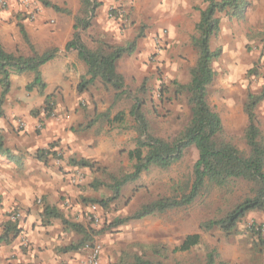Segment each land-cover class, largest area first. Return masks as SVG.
Listing matches in <instances>:
<instances>
[{"label":"crops","instance_id":"1","mask_svg":"<svg viewBox=\"0 0 264 264\" xmlns=\"http://www.w3.org/2000/svg\"><path fill=\"white\" fill-rule=\"evenodd\" d=\"M47 1L62 10H67L68 14L47 8L38 0H9L6 8H0V43L7 53H18L23 57H30L33 54L22 38L17 24L22 25L29 44L37 54L42 55L49 50H57L56 56L38 70L45 84L43 93L40 94L36 89L26 90V86L34 79L33 73L12 75L10 89L1 109L0 134L5 146L14 154L22 152L28 155L20 161L17 159L11 161L0 156L11 164L21 165L24 172L23 176L15 173L13 178L9 175L0 177V224L9 219V213L18 211L21 214V218L17 221L18 227L22 230L21 235L13 243L0 244V264H81L85 255L82 248L68 252H62L61 249L75 244L82 237L72 224L89 228L88 223H85L89 207L85 206L83 201L91 194L96 196V187L88 183L90 176L85 178V185L83 178L81 182L72 184L71 177L82 171L87 174L89 169L72 166L70 161L85 160L109 169L113 166L116 168L131 166V169L124 173L132 172L134 160L127 157L128 159H122L120 164L114 158L116 154L118 156L126 149L127 144L128 152L133 151L131 142L133 134L129 129L128 131L126 128L123 129L126 126L121 125L117 128L105 123L106 132L100 133L93 128L96 122L86 130L81 129L80 125L86 119L93 120L97 114L110 111L111 116L119 112L127 116L131 112L132 105L130 103L128 109L126 105L122 106L121 102L115 106L117 101H114V91L100 79H95L86 89L78 91L81 80H89L90 76L78 52L65 49L74 33L75 18L79 16L90 19L91 26L81 36L84 44L90 50H94L96 47L94 40L113 43V38L118 36L119 32L114 22L116 16L113 17V10L110 11L112 8L116 10L121 6L126 11H132L133 17L132 20L130 18V23L136 22L135 25H127L123 33V42H119L121 45L134 35L140 19L151 22L157 32L168 28L171 36H174L176 25L186 20L184 16L192 12L193 17L197 18L194 21L198 22L200 10L205 8L201 0H121L119 2L92 0L95 7L93 15L89 18L87 13L80 10V0ZM252 5V9L248 10L241 21L264 22V0H253ZM229 20L230 18L220 20L219 31L223 23ZM239 28L237 26L233 28L236 36H232L233 32L230 31L232 38L243 37L242 29ZM135 52L139 51L135 49L132 55L122 57L115 65L116 72L123 78L125 88L131 74L129 71L131 63L138 59V55L134 56ZM226 52L230 58L229 68L236 66V69L243 70L251 67L244 63V45L240 41L233 44L232 49ZM263 59L262 53L255 52L251 55V62L255 61L256 65L263 63ZM137 73L138 75L141 73L139 68ZM214 73L213 80L216 76L215 70ZM235 80L237 78L230 76L222 80L221 84L227 91H231ZM50 95H53L52 114L55 116L52 117L51 114L46 119L43 117L42 108L45 97ZM34 111L39 112L38 116L32 114ZM255 113L257 119L260 114L264 116V101L259 104ZM111 116L110 118L113 119ZM241 118L244 121L243 115ZM19 120L25 122V129L17 132L16 125ZM39 125L42 127L37 130ZM50 144H56L54 150L59 157L49 158L46 163L33 157L34 152L46 149ZM0 166L3 171L4 163ZM114 201L108 202L105 208L98 205L100 225L101 228L103 227L97 236L102 246L100 264H118L122 243H117V237L114 238L113 235L115 232L128 229L131 222L128 221L116 228L110 227L115 220L121 219L118 216V209L113 205ZM46 207L55 208L59 213L56 218L49 217V223H44L48 221L43 217ZM122 211L124 212L123 209Z\"/></svg>","mask_w":264,"mask_h":264},{"label":"rangeland","instance_id":"2","mask_svg":"<svg viewBox=\"0 0 264 264\" xmlns=\"http://www.w3.org/2000/svg\"><path fill=\"white\" fill-rule=\"evenodd\" d=\"M248 1L251 10L253 0ZM92 2L94 3V1ZM116 9H118L119 14L116 15L114 22L119 33L117 37H112L113 43L106 42L111 45H118L120 41L123 42V33L127 25L136 24L135 21L130 23L133 17L132 11H126L121 6ZM184 17L186 20L176 25L174 36H171L168 28H163L157 32L153 29L154 25L151 22L140 19L134 35L127 38L123 44L125 45L137 38L136 49L139 51L134 54V56L138 55V59L133 61L129 68L131 74L128 78L126 90L128 94L141 100V109L149 122L150 133L154 137L167 141H171L182 132L190 119L186 95L176 96L172 85L173 82L188 83L189 71L196 61V53L191 45V37L194 35V28L197 23V20L194 21V19L197 18L193 17L192 12ZM225 19H228V17L221 15V20ZM236 26L242 29V38L240 36L238 38L231 37L230 31L233 32V28H236ZM232 36H236L235 32ZM90 38L94 40L91 35ZM237 41L244 45V63L248 66L251 65L249 69L244 68L241 70L236 69V66L228 67L230 58L226 51H230ZM211 48H220L221 56L212 64L216 76L208 86L207 100L220 116L225 137L242 154L247 156L249 149L243 139L247 116L244 113L243 104L248 93L258 94L264 88V62L260 65H256L255 61L251 62V55L255 52L262 53L264 56V22L256 23L250 20L248 22V20L241 21L230 18L228 22L223 23L221 30L211 40ZM138 68L141 70L139 75L137 73ZM250 70H252V74H248ZM230 76L237 78V80L234 81L232 90L227 91L222 86L221 81ZM142 84L144 87L140 91ZM242 96L243 99H241ZM119 103L122 106L126 105V109H128L129 104L131 103L133 106L134 101L131 97L125 96L114 105L116 106ZM232 112L234 118L231 117ZM119 113L123 114V122H114L112 126L119 128L124 125L126 127H123V129L126 128V130L129 129L132 132V149L135 150L138 135L133 117L131 113L127 116L123 112ZM109 114L110 117V111ZM117 114L111 117L114 118ZM241 115L244 116V121H242ZM258 119L264 140V116L260 114ZM89 121L92 120L86 119L80 126L88 124ZM237 122L239 123L236 124ZM40 127L42 125H39ZM39 128L37 126L36 129L40 130ZM93 128L96 131L99 130L100 133L106 132L104 121H98L93 125ZM24 129L17 128V132ZM128 150L129 145L127 144L126 149L122 150L118 156L115 155L116 162L118 160L121 164L122 159H128ZM26 155L28 154L18 152L16 158L18 161L24 160ZM56 157L59 156L56 155ZM196 159L197 151L194 147H190L185 151L181 160L166 170L150 166L138 180L127 184L121 190L119 199L114 201L115 204L113 203L115 208L118 209V216L123 219V217L126 218L132 215L141 205L164 197L180 198L183 193H187L192 179V167ZM1 163H4V170L0 169V177L9 175L13 178L15 173L21 176L24 175L21 165L11 164L4 158H0V165ZM134 163L135 161H133L132 167ZM129 168L131 169V166L119 168L113 166L109 169L95 163L92 169L88 168L87 174L83 171L78 173L83 178L84 185L86 184L84 182L85 178L90 176V178L88 177V183L96 187V196L92 194L86 196L83 204L90 207L96 205L92 203L93 200H108L112 196L111 191L106 187L110 182L109 175L121 176L127 174L129 172H124ZM88 192L91 191L88 190ZM248 193L249 185L244 182H238L226 189L209 186L187 207L172 209L166 213L147 216L140 220H132L128 229L115 232L113 235L114 238L117 237V243H122L118 258L120 259L123 254L128 256L137 254L144 255L149 259L160 260L165 264H204L203 260L206 253L215 249L219 256L218 261L223 264H264V254L258 252L254 247L255 240L252 233L249 232V228L253 226H262V235L264 236V212L250 213L237 226L236 232L230 236H225L218 229L203 232L199 228L200 224L205 221L222 218L234 204ZM85 223H87L86 218ZM96 230L99 235L103 227L101 228L100 225ZM187 235H198L199 243L192 246L188 251H176ZM153 247H156L159 254L156 255L152 252Z\"/></svg>","mask_w":264,"mask_h":264},{"label":"trees","instance_id":"3","mask_svg":"<svg viewBox=\"0 0 264 264\" xmlns=\"http://www.w3.org/2000/svg\"><path fill=\"white\" fill-rule=\"evenodd\" d=\"M47 8L54 11L67 10L50 3L47 0H38ZM205 8L200 10L199 21L194 28V35L191 37V45L196 53V61L189 71V81L186 84L173 82L174 94L176 96L185 94L190 110V119L187 126L171 141L154 137L150 133L149 122L141 107L142 102L134 95L128 94L123 78L116 72V63L124 56H130L136 49V40L125 45H111L106 42H97L94 50H90L82 41V33L90 26V19L80 17L75 18L74 33L70 41L66 44V51L75 50L79 58L88 68L89 80L82 79L78 91H83L93 83L95 79H100L106 86L114 91V101H119L125 96H129L134 101L131 109V116L135 123L137 132L136 148L127 153L129 159L134 160L132 172L121 176L109 175L107 188L112 196L107 200H93L92 203L105 208L108 202L119 198L122 188L128 183H133L139 179L143 172L150 166L166 170L177 163L184 156L185 151L194 147L197 151V159L192 167V179L188 186L187 193H183L180 198H160L151 203L141 205L132 215L115 220L110 227H118L132 220H140L147 216L163 214L169 210L183 208L191 205L209 186L220 189L229 188L238 182L249 185V193L234 204L222 218L211 219L200 224L199 228L203 232L218 229L225 236L234 234L237 226L253 212H264V140L256 116V109L264 101V88L258 94L248 93L246 95L243 110L247 116V125L243 131V139L249 149V154H242L235 145L224 135V129L219 114L209 105L207 100L208 86L214 78L212 64L221 56V49H212L211 40L219 31L221 15L228 18L241 20L250 8L248 0H201ZM81 11L93 15L95 4L92 0H80ZM118 15V9L112 11V16ZM20 34L25 43L29 45L33 54L30 57H23L20 54L7 53L0 43V115L5 97L10 89V77L26 72L33 73V81L26 86L27 91L37 90L40 94L45 89L39 68L57 54V50H49L42 55L37 54L29 44L28 37L22 27L17 24ZM252 74V70L248 71ZM144 85L140 87L143 90ZM108 89V88H107ZM54 110L53 95L46 96L42 108L43 117L49 118ZM38 111L32 114L38 116ZM104 121L108 125L114 122L122 123L123 114H117L113 119L109 113L97 114L91 123L81 126L86 130L92 123ZM56 144H50L48 148L34 152L33 157L42 162H47L49 158H56ZM143 152L145 154L143 155ZM0 156L7 160H15L14 154L5 146L0 134ZM72 166L92 169L95 163L85 160L70 161ZM15 210V209H14ZM58 217L59 213L55 208L46 207L43 212L44 219L49 223V217ZM73 228L80 234L81 239L73 245L61 249L62 252L78 250L88 242L92 241V232L88 227L80 224H72ZM250 234L254 237V247L258 252L264 254V236L262 226L249 228ZM22 233L17 221L4 220L0 224V244L13 243ZM199 243L198 235H187L176 251H188L192 246ZM154 254H159L156 247L152 248ZM218 253L215 249L210 250L204 257V264H223L218 261ZM118 264H165L160 260L149 259L144 255L133 254L128 256L123 254Z\"/></svg>","mask_w":264,"mask_h":264},{"label":"built area","instance_id":"4","mask_svg":"<svg viewBox=\"0 0 264 264\" xmlns=\"http://www.w3.org/2000/svg\"><path fill=\"white\" fill-rule=\"evenodd\" d=\"M113 1L119 2L121 0H113ZM8 2L9 0H0V8L1 9L6 8L8 6ZM112 10H114V8L110 9V11ZM51 116L54 117L55 114H52ZM16 126L18 129H24L25 122L19 120ZM70 181L72 184H77L82 181V177L78 174L76 176L71 177ZM98 211H99L98 206L92 205L89 207V210L86 213V221L88 223L89 229L94 233L97 232L96 229L101 224V219ZM8 216H9V220L13 222L18 221L21 218V214L18 211H13L9 213ZM97 235L98 234H92V241L88 242L86 245H84V247H82V250L85 252V255L81 264H100L99 261H100L102 246L97 238Z\"/></svg>","mask_w":264,"mask_h":264}]
</instances>
